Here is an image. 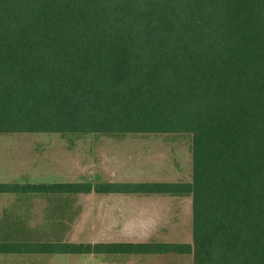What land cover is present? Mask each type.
Here are the masks:
<instances>
[{
	"label": "trees",
	"instance_id": "16d2710c",
	"mask_svg": "<svg viewBox=\"0 0 264 264\" xmlns=\"http://www.w3.org/2000/svg\"><path fill=\"white\" fill-rule=\"evenodd\" d=\"M186 135V184H0V256L264 264V0H0V135ZM192 198V244L41 241L36 198ZM47 210L46 213H50ZM49 231L59 224L54 210ZM36 233V232H34Z\"/></svg>",
	"mask_w": 264,
	"mask_h": 264
},
{
	"label": "rangeland",
	"instance_id": "374dc122",
	"mask_svg": "<svg viewBox=\"0 0 264 264\" xmlns=\"http://www.w3.org/2000/svg\"><path fill=\"white\" fill-rule=\"evenodd\" d=\"M193 177L192 139L186 135H90L70 143L56 134L0 135V184H186ZM16 197L0 195V216ZM61 217L49 231L47 217ZM29 229L36 240L66 243L192 244V198L92 193L51 205L36 198ZM36 232V233H34ZM0 264H193L192 255L0 256Z\"/></svg>",
	"mask_w": 264,
	"mask_h": 264
}]
</instances>
